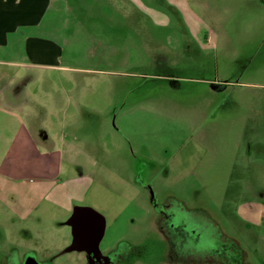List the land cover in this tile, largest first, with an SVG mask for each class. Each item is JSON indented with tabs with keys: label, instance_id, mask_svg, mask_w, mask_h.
<instances>
[{
	"label": "rangeland",
	"instance_id": "374dc122",
	"mask_svg": "<svg viewBox=\"0 0 264 264\" xmlns=\"http://www.w3.org/2000/svg\"><path fill=\"white\" fill-rule=\"evenodd\" d=\"M138 1L70 0L46 19L62 55L29 69L30 135L97 145L106 188L60 154L0 164V264H264L241 201L264 192V0ZM85 209L97 249L75 245Z\"/></svg>",
	"mask_w": 264,
	"mask_h": 264
},
{
	"label": "crops",
	"instance_id": "0c3cea01",
	"mask_svg": "<svg viewBox=\"0 0 264 264\" xmlns=\"http://www.w3.org/2000/svg\"><path fill=\"white\" fill-rule=\"evenodd\" d=\"M168 1L176 5L172 0ZM128 3L135 7L140 5L138 0H128ZM69 6L70 0H0V164L1 167L5 164L9 173L13 170L28 171L30 168H39L40 165L41 170H44L46 165L56 163L55 155L60 154V167L66 165L76 169L86 165V175L76 176L73 178L75 181H85L87 187L89 180L92 184L97 183L106 188L102 176L94 172L99 163L97 159L92 158L93 149H97V145L85 142V148L78 143L59 148L54 146L53 150H47L42 144L38 145L40 142L35 137L40 138L39 134L30 135L29 122L31 117L36 116L35 110L30 108L38 101L24 96L30 83L29 69L34 63L52 66L51 63L60 59L62 49L59 36H55V33L50 36L43 35L41 31L46 27L47 18L56 23L62 10H67ZM25 30L31 32L25 34ZM38 106L42 107V112L44 105L39 102ZM55 137L57 136L54 135L53 138ZM75 137L78 138L77 135ZM40 148L44 149V152H41L42 164L33 156L40 153ZM23 173L16 177L10 174L7 178L20 179ZM251 193L255 194V191ZM241 201L245 203L244 217L258 221L262 226L263 190L255 194V197L253 195L252 198ZM75 219V241L80 246L89 248L99 235L100 225L93 215L84 211L77 214Z\"/></svg>",
	"mask_w": 264,
	"mask_h": 264
},
{
	"label": "water",
	"instance_id": "95a60500",
	"mask_svg": "<svg viewBox=\"0 0 264 264\" xmlns=\"http://www.w3.org/2000/svg\"><path fill=\"white\" fill-rule=\"evenodd\" d=\"M80 210V209H79ZM86 211L85 212H87L88 213V210L87 209H85ZM91 211V210H90ZM93 212V211H92ZM92 215V214H91ZM101 225H100V229H98L99 230V235L97 236V238H96V240H95V242H94V244H92V246L91 247H89V248H92V247H94L95 249H97V245H98V243H99V241H100V238H101V234H100V231H101ZM75 245L77 246V247H80V248H87V247H83V246H80L79 244H78V242L76 243V241H75Z\"/></svg>",
	"mask_w": 264,
	"mask_h": 264
},
{
	"label": "flooded vegetation",
	"instance_id": "af4514ba",
	"mask_svg": "<svg viewBox=\"0 0 264 264\" xmlns=\"http://www.w3.org/2000/svg\"><path fill=\"white\" fill-rule=\"evenodd\" d=\"M97 255H98V254H97ZM94 258H96V260H97L98 256H96V257H94Z\"/></svg>",
	"mask_w": 264,
	"mask_h": 264
}]
</instances>
